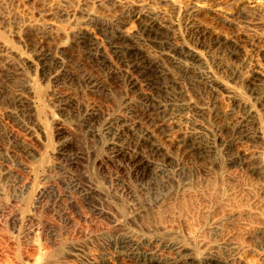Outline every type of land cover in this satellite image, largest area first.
<instances>
[{
    "label": "rangeland",
    "instance_id": "rangeland-1",
    "mask_svg": "<svg viewBox=\"0 0 264 264\" xmlns=\"http://www.w3.org/2000/svg\"><path fill=\"white\" fill-rule=\"evenodd\" d=\"M201 263L264 264V0H0V264Z\"/></svg>",
    "mask_w": 264,
    "mask_h": 264
},
{
    "label": "bare ground",
    "instance_id": "bare-ground-1",
    "mask_svg": "<svg viewBox=\"0 0 264 264\" xmlns=\"http://www.w3.org/2000/svg\"><path fill=\"white\" fill-rule=\"evenodd\" d=\"M151 30V29H150ZM122 58V57H121ZM138 256V255H137ZM202 264V263H201Z\"/></svg>",
    "mask_w": 264,
    "mask_h": 264
}]
</instances>
